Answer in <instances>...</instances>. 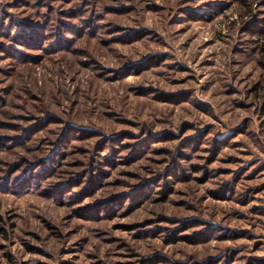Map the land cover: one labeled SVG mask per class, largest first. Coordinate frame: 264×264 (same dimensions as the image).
Returning a JSON list of instances; mask_svg holds the SVG:
<instances>
[{
  "label": "rangeland",
  "instance_id": "rangeland-1",
  "mask_svg": "<svg viewBox=\"0 0 264 264\" xmlns=\"http://www.w3.org/2000/svg\"><path fill=\"white\" fill-rule=\"evenodd\" d=\"M0 264H264V0H0Z\"/></svg>",
  "mask_w": 264,
  "mask_h": 264
},
{
  "label": "trees",
  "instance_id": "trees-1",
  "mask_svg": "<svg viewBox=\"0 0 264 264\" xmlns=\"http://www.w3.org/2000/svg\"><path fill=\"white\" fill-rule=\"evenodd\" d=\"M78 211L81 213V212H84L85 209H78ZM83 214V213H82Z\"/></svg>",
  "mask_w": 264,
  "mask_h": 264
}]
</instances>
